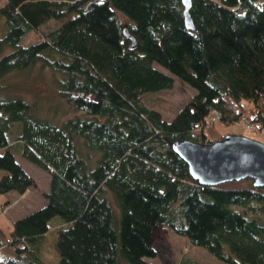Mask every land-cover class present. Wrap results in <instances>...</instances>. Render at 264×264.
<instances>
[{
  "label": "trees",
  "instance_id": "obj_1",
  "mask_svg": "<svg viewBox=\"0 0 264 264\" xmlns=\"http://www.w3.org/2000/svg\"><path fill=\"white\" fill-rule=\"evenodd\" d=\"M191 13L194 29L182 0L0 5V194L34 184L15 151L50 176L42 206L9 231L0 225V264H156L148 257L159 224L228 264H264V186L201 184L172 148L177 139L213 141L207 117L240 119L231 102L243 98L249 122L264 129V0H193ZM29 30L42 38L21 43ZM37 65L62 75L56 96L76 116L55 122L17 86L5 92L9 73ZM175 78L196 92L167 120L140 96ZM54 216L58 262L41 256Z\"/></svg>",
  "mask_w": 264,
  "mask_h": 264
},
{
  "label": "rangeland",
  "instance_id": "obj_2",
  "mask_svg": "<svg viewBox=\"0 0 264 264\" xmlns=\"http://www.w3.org/2000/svg\"><path fill=\"white\" fill-rule=\"evenodd\" d=\"M5 1L0 0V5ZM121 17L125 19L122 14ZM6 32L7 26L4 22V17L0 15V35L2 36ZM41 38V32L29 30L22 38L21 43L30 44L39 41ZM10 50V48H6L4 52ZM61 76L59 72H54L49 67L41 69L39 65L30 71L26 69L15 70L5 77L4 83L8 85V89L5 92L12 93L15 91L13 90V86H17V90L27 99L39 101L41 115L55 122H60L78 114L75 110L68 108L60 97L56 96L58 88L56 82ZM195 92V89L190 85L175 78L172 88L144 93L140 96V100L145 106L160 111L164 119L172 120L177 111L188 103ZM231 103L233 104L234 111H242L245 115H249L252 106L251 100L243 98L240 100V104L237 102ZM245 117L248 120L247 116ZM205 133L209 140L220 139L228 133H239L264 142V129H250L241 117L230 122H224L217 117L214 124L209 123L205 126ZM16 148L17 146L14 147V150ZM15 153L17 160L32 175L34 184L24 193L13 191L8 193V196L3 193L0 194V225L6 231L11 229L13 220L31 213L44 204V192L48 189L50 182V176L45 170L24 159L18 152L15 151ZM4 173L5 171L0 169V177ZM251 183V179H245L226 182L224 185L238 187ZM234 207L236 209L240 208L236 204ZM61 221L62 218L60 216H54L49 221L50 232L43 243L41 251V256L44 259L58 262L60 258L54 242L56 238V226L62 225ZM153 242L157 249V255L155 257H148V259L156 264H179L185 256L190 259L193 258L194 261L200 264H228L212 254L207 247L191 243L186 235L180 234L162 224L157 225L155 228Z\"/></svg>",
  "mask_w": 264,
  "mask_h": 264
},
{
  "label": "water",
  "instance_id": "obj_3",
  "mask_svg": "<svg viewBox=\"0 0 264 264\" xmlns=\"http://www.w3.org/2000/svg\"><path fill=\"white\" fill-rule=\"evenodd\" d=\"M185 25L195 28L191 13L193 0H182ZM124 33L135 45L137 38L128 27ZM173 150L189 166L191 176L204 185L221 184L251 178L255 186H264V142L239 133L200 142L189 138L172 142Z\"/></svg>",
  "mask_w": 264,
  "mask_h": 264
},
{
  "label": "built area",
  "instance_id": "obj_4",
  "mask_svg": "<svg viewBox=\"0 0 264 264\" xmlns=\"http://www.w3.org/2000/svg\"><path fill=\"white\" fill-rule=\"evenodd\" d=\"M216 117H218V114L216 113V114H214L213 115V117H210L209 118V121H211V120H213L214 118H216ZM243 119L245 120V118L243 117ZM246 126H248L249 128H252V125L251 124H249V123H246Z\"/></svg>",
  "mask_w": 264,
  "mask_h": 264
},
{
  "label": "crops",
  "instance_id": "obj_5",
  "mask_svg": "<svg viewBox=\"0 0 264 264\" xmlns=\"http://www.w3.org/2000/svg\"><path fill=\"white\" fill-rule=\"evenodd\" d=\"M11 192H13V191H11ZM14 192H16V191H14ZM9 193H10V192H9ZM7 194H8V193H7ZM7 194H6V196H8Z\"/></svg>",
  "mask_w": 264,
  "mask_h": 264
},
{
  "label": "bare ground",
  "instance_id": "obj_6",
  "mask_svg": "<svg viewBox=\"0 0 264 264\" xmlns=\"http://www.w3.org/2000/svg\"><path fill=\"white\" fill-rule=\"evenodd\" d=\"M206 126V125H205ZM205 129V128H204Z\"/></svg>",
  "mask_w": 264,
  "mask_h": 264
}]
</instances>
